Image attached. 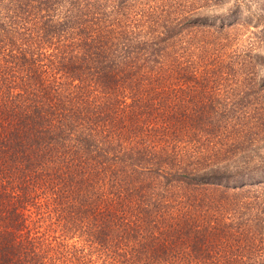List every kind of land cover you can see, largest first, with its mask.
<instances>
[{
  "label": "trees",
  "instance_id": "16d2710c",
  "mask_svg": "<svg viewBox=\"0 0 264 264\" xmlns=\"http://www.w3.org/2000/svg\"><path fill=\"white\" fill-rule=\"evenodd\" d=\"M247 1L0 0V264H264Z\"/></svg>",
  "mask_w": 264,
  "mask_h": 264
},
{
  "label": "rangeland",
  "instance_id": "374dc122",
  "mask_svg": "<svg viewBox=\"0 0 264 264\" xmlns=\"http://www.w3.org/2000/svg\"><path fill=\"white\" fill-rule=\"evenodd\" d=\"M247 2L249 4V7H248L249 9L246 12H250V14H252V16L256 15L259 12L264 14V10L262 9V8H264V0H248ZM260 51L264 52V49H261ZM259 87H260L261 92L264 95V87H262V86H259ZM263 98H264V96H263Z\"/></svg>",
  "mask_w": 264,
  "mask_h": 264
}]
</instances>
